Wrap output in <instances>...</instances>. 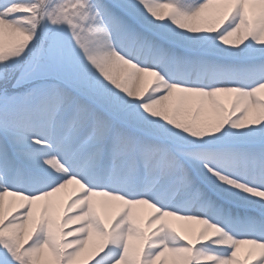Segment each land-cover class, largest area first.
I'll return each mask as SVG.
<instances>
[{"label":"snow or ice","instance_id":"1","mask_svg":"<svg viewBox=\"0 0 264 264\" xmlns=\"http://www.w3.org/2000/svg\"><path fill=\"white\" fill-rule=\"evenodd\" d=\"M0 264H264V0H0Z\"/></svg>","mask_w":264,"mask_h":264}]
</instances>
